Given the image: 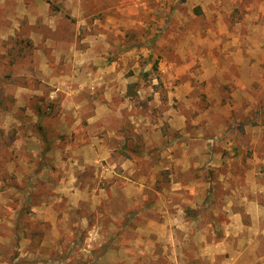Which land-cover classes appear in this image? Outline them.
I'll return each instance as SVG.
<instances>
[{
	"label": "rangeland",
	"instance_id": "1",
	"mask_svg": "<svg viewBox=\"0 0 264 264\" xmlns=\"http://www.w3.org/2000/svg\"><path fill=\"white\" fill-rule=\"evenodd\" d=\"M263 25L264 0H0V264H264ZM173 179L201 201L165 211Z\"/></svg>",
	"mask_w": 264,
	"mask_h": 264
},
{
	"label": "crops",
	"instance_id": "2",
	"mask_svg": "<svg viewBox=\"0 0 264 264\" xmlns=\"http://www.w3.org/2000/svg\"><path fill=\"white\" fill-rule=\"evenodd\" d=\"M263 28H264V25H263ZM239 84V86L240 87H242L243 85H245V83H242V82H239L238 83ZM99 116L100 117H102L103 115H100L99 113H97L96 114V116H91L90 118H87V121H88V123L89 124H92V122L94 121V120H96L97 118H99ZM92 140H93V138H91ZM93 144V145H92ZM92 144L91 145H87L86 147L87 148H90V150L89 151H92V152H95L94 153V155H93V158H91V159H89L87 162H88V164H93L94 162H97L98 160H99V158H107V157H112L113 156V154H114V152H113V150H111V149H109V147H106V146H104L105 144H98V145H101V147L103 148V149H99V146H95L94 147V142H92ZM85 147V148H86ZM124 163V162H123ZM227 165H226V164ZM237 167H239V168H237V167H235V166H233L232 164H230V162H228V160L226 161V162H224V166L228 169L227 170V173H226V176L224 177V180H225V183H227V181H228V183L230 184L231 183V181H232V179H233V177L236 175L237 177H239V175L240 174H242V171H244L245 169H244V167L241 165V162H237ZM194 166H196V163H194ZM232 168H234V172H231V169ZM237 168V169H236ZM126 179H127V181L123 184V187L121 188L122 189V194H123V196H124V207H125V209H128V208H130L129 206V204L131 203V202H133V203H138L139 201H143L144 202V205L142 206V208H144V210H149L150 208H152L153 206H154V201H151V199L150 200H146V197H145V195L147 194V193H145V191H147V188H146V186L145 185H142V184H140V185H136L135 184V182L134 181H131V179H129V178H127V177H125ZM243 180H244V182L246 183V185H247V182H248V180H249V178L247 177V174H246V171L244 172V177H243ZM200 184H202L201 182L200 183H198V182H190V184L188 183V184H186L185 182L182 184L179 180H171V186L169 187V189H165V190H162L161 192L160 191H158L155 187H153V186H150V187H148V189H149V192H153L154 194H155V200L158 202V200L162 203H164V202H166V206H164L163 207V209L166 211V208L169 206V207H171V205H170V202H172V194H175V195H177V198L179 199H177V204H175L174 205V207H175V209L178 211H181V206H182V203H184V204H190L191 205V201H190V199H188V200H185V198H184V191H183V189L185 190V189H188V192H189V194H191L192 196H194L193 197V200L195 201V202H197V201H199V199L200 198H198L196 195H195V191H194V189H193V187H195V186H200ZM193 187H192V186ZM198 189H199V187H198ZM100 190H102V189H100ZM76 191V190H75ZM245 191H246V189H242V187L240 188V189H238V188H235V189H232V188H230V192L231 193H237L238 194V196L239 197H241V199H243V200H245V205H247V204H249L250 202H247V200L246 199H248L246 196H244V195H242V193H245ZM72 194V193H71ZM81 194L84 196L83 197V199L88 203L90 200L91 201H93V196H95L94 194H92V193H89V192H87V191H85L84 192V190H83V192H81ZM103 194H105V195H107V196H105V197H102L103 199H112L113 198V192L112 191H107L106 193H102V194H100L101 196L103 195ZM179 196V197H178ZM179 201V202H178ZM200 201H201V199H200ZM157 202H156V204H157ZM185 202H187V203H185ZM129 203V204H128ZM42 204L41 203H37L36 204V206L34 207V210L37 212V214H39L42 210V208H38L39 206H41ZM180 208V209H179ZM51 210V208H47V212H51L50 211ZM235 212L234 213H236V214H233V217H237V216H239V214L238 213H240V211H236V210H234ZM231 212H233V211H231ZM115 214V213H114ZM119 214V213H118ZM124 215V214H123ZM241 215V214H240ZM163 217H164V215H163ZM82 222H84L83 220H81ZM82 222H81V224H82ZM149 224V226H155L156 228H160V230H163V231H171L172 230V228L170 229V228H168V229H166V227H167V225H168V222H167V220H164L163 222H161V223H157V222H153V221H151L150 219L148 220V222H147V225ZM146 225V226H147ZM83 226V225H82ZM145 226V227H146ZM228 225H223V229L225 230H223L224 231V235H223V238L221 239V240H219V241H217V242H214V243H216V244H213V242H212V244L211 243H207L206 245H207V247H212L213 245L214 246H218V247H224V245H226L227 243L226 242H228L229 241V239H230V237H231V235L229 234V231H228ZM85 228H86V233L88 234V235H92L93 234V232H95V230L97 229L96 227H94V226H91L90 228H89V226L88 225H86L85 226ZM150 232H152V231H150ZM115 238V237H114ZM88 240H90V238H86V240H85V245L86 246H91V245H88ZM101 240V239H100ZM102 242H104L103 241V239L98 243V244H102ZM243 243V245H244V243L246 244V242L247 241H242ZM92 243V242H91ZM117 243V242H116ZM168 243H170V244H173V239H172V237H170V239H169V242ZM104 244H106V243H104ZM103 244V245H104ZM99 245V246H100ZM103 247H106V245H104ZM124 247V246H122V245H119V244H115V243H113V244H111V248H109V249H107V250H105L104 252H103V254H102V252L101 253H99L98 254V256H97V260L95 261L96 263H99V261L100 260H102L101 259V257L103 256V255H105L107 252L106 251H111V252H114V253H112L113 255H116V253H115V251H120L122 248ZM198 258V257H197ZM187 258H185V262H186V264H187ZM135 263V262H134ZM103 264H106V263H103Z\"/></svg>",
	"mask_w": 264,
	"mask_h": 264
},
{
	"label": "trees",
	"instance_id": "3",
	"mask_svg": "<svg viewBox=\"0 0 264 264\" xmlns=\"http://www.w3.org/2000/svg\"><path fill=\"white\" fill-rule=\"evenodd\" d=\"M40 128H42V126L40 125ZM42 138H43V136H42Z\"/></svg>",
	"mask_w": 264,
	"mask_h": 264
}]
</instances>
